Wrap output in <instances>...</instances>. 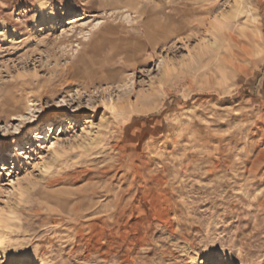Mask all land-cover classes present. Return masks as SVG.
I'll use <instances>...</instances> for the list:
<instances>
[{
    "label": "rangeland",
    "instance_id": "374dc122",
    "mask_svg": "<svg viewBox=\"0 0 264 264\" xmlns=\"http://www.w3.org/2000/svg\"><path fill=\"white\" fill-rule=\"evenodd\" d=\"M193 254L264 264V0H0V264Z\"/></svg>",
    "mask_w": 264,
    "mask_h": 264
},
{
    "label": "bare ground",
    "instance_id": "6f19581e",
    "mask_svg": "<svg viewBox=\"0 0 264 264\" xmlns=\"http://www.w3.org/2000/svg\"><path fill=\"white\" fill-rule=\"evenodd\" d=\"M200 2V1H199ZM244 4V1L243 2H241L240 3V5H243ZM42 7L44 6L43 4L41 5ZM237 7V6H236ZM234 8H235V6H234ZM239 7H237V9H238ZM230 12V11H229ZM234 13V12H233ZM230 15V14H229ZM224 17V16H223ZM232 17V16H231ZM79 17H73V18H70V19H68V21L66 22V24L67 25H72V24H75L79 19H78ZM227 19H229V17L227 18ZM216 20V19H215ZM214 20V21H215ZM213 21V22H214ZM44 22H45V20H44ZM218 22V21H217ZM49 25L50 26H52V27H56V19H55V15L53 14V11L51 12V14H50V18H49ZM150 27V26H149ZM154 28V27H153ZM158 30H160V29H158ZM165 30V29H164ZM152 35V34H151ZM244 35H246V32H245V34ZM151 40V39H150ZM229 46V45H228ZM219 53V52H218ZM221 56V55H220ZM93 76V74H91V77ZM48 127V129H47V131L49 130V132L51 131V132H55L56 130H57V126H56V122H54L53 124H51V125H48V126H44L42 129H40L41 131H40V133H38V137H41L42 136V131L43 130H46V128ZM26 147H28V146H26ZM21 152H23L22 150H20L19 151V153H21ZM22 154V153H21ZM191 258H192V260L194 261V264H204L200 259H199V257H198V255H196V254H193V255H191ZM15 264H23L21 261H17V263H15Z\"/></svg>",
    "mask_w": 264,
    "mask_h": 264
}]
</instances>
